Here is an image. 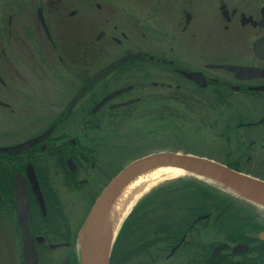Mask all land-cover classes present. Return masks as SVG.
<instances>
[{
	"label": "flooded vegetation",
	"instance_id": "flooded-vegetation-1",
	"mask_svg": "<svg viewBox=\"0 0 264 264\" xmlns=\"http://www.w3.org/2000/svg\"><path fill=\"white\" fill-rule=\"evenodd\" d=\"M261 39L264 0H0V147L33 142L16 154L0 153V213L15 245L0 264H24L16 179L26 194L36 264H81L82 227L118 172L107 178V165L100 163L111 147L102 116L131 109L160 115L166 101L176 105L184 95L192 101L197 92L207 99L233 96L255 107L242 110L254 119L238 122L235 139L264 149ZM134 53L143 56L104 73L70 105L100 69ZM101 178L106 183L95 187ZM92 191L88 208L78 210L77 198ZM241 226L246 231L239 237L211 248L206 264H264V229L253 231L252 222Z\"/></svg>",
	"mask_w": 264,
	"mask_h": 264
},
{
	"label": "rangeland",
	"instance_id": "rangeland-1",
	"mask_svg": "<svg viewBox=\"0 0 264 264\" xmlns=\"http://www.w3.org/2000/svg\"><path fill=\"white\" fill-rule=\"evenodd\" d=\"M138 78L134 74L135 82ZM208 92L201 93L206 96ZM198 94L200 93L193 94L196 96H193L192 101L184 95L185 97H181L182 103L178 102L176 105L173 101H166V105L160 109V115L153 117L132 109L111 113L109 117L102 116L104 124L110 126L106 137L111 147L102 152L103 156H108V160H100L101 165H107V178L135 158L166 151L202 156L224 165L233 164L242 173L264 180V149L245 148L247 142L243 138L235 139L238 122L245 121V115H249L248 111L242 110L255 107L244 106L242 101L233 100L237 99L233 96H209L207 99ZM133 107L135 109L138 106ZM238 129L241 131L244 127ZM104 179L95 180V187L100 186L99 181L104 185ZM173 181H178L177 185L167 189L166 195L162 191L155 198L149 197L143 202L152 190ZM191 186L198 188L193 190ZM218 188L217 185L196 179L193 175H184L164 180L144 192L130 203L122 216H116H121V221H118L113 240L107 246V264H206L211 248L223 242L226 237L246 231L241 224L252 222L253 231L264 229V211L259 205ZM93 192L77 198L78 210L84 212L88 208ZM199 192L204 194L202 199L207 204L201 205ZM218 195H224L226 199ZM219 202L222 204H218ZM151 209L155 211L138 220L141 211ZM207 212L211 214L209 219L201 218ZM6 220L8 218L0 213V260L15 247L14 242L9 241L10 228L7 227ZM165 222H169L174 237L166 235L164 239L154 234L153 230ZM107 232L104 230L103 234L106 236ZM182 234L186 237L184 243L170 255L171 248ZM115 246L119 250V256L116 257ZM132 249H139L141 252L131 256L128 252Z\"/></svg>",
	"mask_w": 264,
	"mask_h": 264
},
{
	"label": "water",
	"instance_id": "water-1",
	"mask_svg": "<svg viewBox=\"0 0 264 264\" xmlns=\"http://www.w3.org/2000/svg\"><path fill=\"white\" fill-rule=\"evenodd\" d=\"M259 45L264 44V39L258 41ZM142 53L129 54L125 57L118 59L112 64L100 69L94 74L77 92L74 98L71 100L70 105L100 76L111 70L116 65L123 61H127L131 58H142ZM227 69L233 72L238 71L235 67L225 66ZM187 77L200 83L201 79L196 77L195 74H187ZM122 90L112 93L103 99L95 109L103 105L110 97L121 93ZM132 101L118 104L116 107H122L131 104ZM115 107V106H114ZM32 141H28L21 145L3 148L0 147V153L16 154L30 145ZM157 166H171L189 173L193 176L204 177L209 181H212V185H217L221 189H225L234 195L253 202L256 205L264 207V180L252 177L250 175L233 170L224 164L218 163L212 159H208L202 156H196L192 154H185L180 152H164L159 151L150 153L137 158L126 165L121 171H119L106 185L103 191L100 193L96 201L94 202L89 216L87 217L82 230H81V264H107L108 262V239L102 238V216L105 208L110 203L117 191L125 184L129 179L138 175L139 173L154 168ZM32 180V179H31ZM34 181V179H33ZM35 183V182H33ZM35 194L42 198L39 194V190L34 187ZM14 197L16 203L17 221L19 227V233L22 240V252L24 264H36V254L33 248L32 236L29 232L27 224V199L25 191L22 185L17 184V179L14 185ZM264 237V234L259 236ZM223 249V245L217 247L213 251L212 259ZM174 250V249H173ZM172 250V252H173Z\"/></svg>",
	"mask_w": 264,
	"mask_h": 264
},
{
	"label": "bare ground",
	"instance_id": "bare-ground-1",
	"mask_svg": "<svg viewBox=\"0 0 264 264\" xmlns=\"http://www.w3.org/2000/svg\"><path fill=\"white\" fill-rule=\"evenodd\" d=\"M184 175L188 176L191 174L186 173L184 170L171 166H157L139 173L138 175L129 179L125 184H123L122 187L114 195L110 203L107 205L103 214L104 221L101 233H103L104 230L108 231L106 234V240L108 239V243L113 240L118 221H121L120 218L123 214L122 212H125L127 210L126 208L132 201L137 200L139 196H142L144 192H146L156 184L164 180ZM195 177L206 183L212 184V181H209L204 177L196 175ZM258 207L264 211L263 206L259 205ZM118 215H121L120 218L116 217Z\"/></svg>",
	"mask_w": 264,
	"mask_h": 264
},
{
	"label": "trees",
	"instance_id": "trees-1",
	"mask_svg": "<svg viewBox=\"0 0 264 264\" xmlns=\"http://www.w3.org/2000/svg\"><path fill=\"white\" fill-rule=\"evenodd\" d=\"M153 117V116H152ZM176 120V119H175ZM168 123V122H167ZM227 166L228 167H230V168H233V169H235V170H240L239 168H238V166H236V165H233V164H227ZM178 182V181H177ZM177 182H175V181H173V182H168V183H166L165 185L163 184L162 186H160V187H158V188H155L154 190H152V193L149 195V196H147L144 200H143V202L145 201L146 202V200L149 198V197H153V198H155L158 194H161L162 193V191H164V194L166 195V190L167 189H171V187H174L175 185H177ZM165 188V190H163ZM191 188H193V190H194V188H198V187H196V186H191ZM220 195V194H219ZM218 195V196H219ZM199 196H200V201H201V205H203L204 203H206L205 201V199H202L203 197H204V194H202V193H200L199 192ZM210 197V196H209ZM219 197H221L222 199H226V197L223 195H221V196H219ZM215 202V201H214ZM207 204V203H206ZM214 204V203H213ZM218 204H222V202H219ZM218 204H214V205H218ZM151 206H153V204H150ZM222 206H224V205H222ZM153 211H155V209H151V210H149V211H145V210H143V211H141L142 212V214H139V221L140 220H142V217H144L145 215H150ZM141 215V216H140ZM186 218H185V220L187 219V216H185ZM184 220V221H185ZM186 222H187V220H186ZM158 228L156 229V230H153V232H154V234L158 237V238H160V237H162V238H164L165 239V236L167 235V236H172V237H174L173 236V232L171 231V229H170V224H169V222H165L164 224H161V225H159V226H157ZM169 234V235H168ZM170 236V237H171ZM227 236H230V235H227ZM240 236V234H236V236H231V237H239ZM166 240H167V238H166ZM152 243V242H151ZM118 248V246H115V251H116V253H115V257L116 256H119V250L117 249ZM117 249V250H116ZM135 250H137V249H132L130 252H128V254H130L131 256H134V255H136V254H138V252H141V251H139V249L137 250V251H135ZM125 255H127V254H125ZM114 257V258H115ZM119 262H123V261H119Z\"/></svg>",
	"mask_w": 264,
	"mask_h": 264
}]
</instances>
